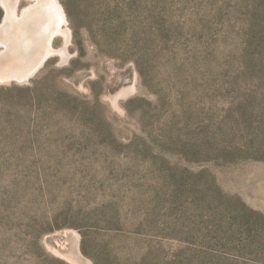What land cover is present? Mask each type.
<instances>
[{"label":"rangeland","instance_id":"obj_1","mask_svg":"<svg viewBox=\"0 0 264 264\" xmlns=\"http://www.w3.org/2000/svg\"><path fill=\"white\" fill-rule=\"evenodd\" d=\"M58 1L67 55L0 80V264H96L74 225L99 264H264V160L225 155L255 138L231 81L264 0Z\"/></svg>","mask_w":264,"mask_h":264},{"label":"trees","instance_id":"obj_2","mask_svg":"<svg viewBox=\"0 0 264 264\" xmlns=\"http://www.w3.org/2000/svg\"><path fill=\"white\" fill-rule=\"evenodd\" d=\"M231 88L233 96H235L233 113H235L236 121L240 124L246 118L252 119L255 138L249 143L250 147L248 148H226L225 155L226 157L244 156L242 158L251 157L264 160V36L255 35L248 38L247 34L246 46L236 62ZM242 205L244 210H249L245 204ZM252 212L264 220L263 215L253 210ZM74 227H77L82 233L81 249L83 253L93 257L95 263L99 264L96 254L90 250L94 243L93 240H90V228L78 225H74ZM248 231H251V228H248ZM113 237L114 235L109 234L111 240ZM253 238L254 241L248 244L245 252L264 255V234L257 230L253 234Z\"/></svg>","mask_w":264,"mask_h":264},{"label":"bare ground","instance_id":"obj_3","mask_svg":"<svg viewBox=\"0 0 264 264\" xmlns=\"http://www.w3.org/2000/svg\"><path fill=\"white\" fill-rule=\"evenodd\" d=\"M1 2L4 4L6 10L13 12L11 8L15 7L18 0H1ZM35 5L36 3L31 5L20 18H17L16 14H14L9 26L10 13H7V23L0 24V45L4 48L0 53V80L11 79L10 74L18 78L19 81L27 80L24 76L22 77V75L18 74L17 60L19 53L25 50L23 48L24 43L29 39L37 38V34H39V42L42 39L40 37L41 34H49L51 40L54 36L62 34L65 38V45L60 50H55L51 44L49 48H45V51L50 54L57 51L63 56L67 55L69 34L67 30L62 28L63 22H66V17L61 4L58 0H38L36 9ZM31 21H34L32 26ZM20 37H24L25 41L21 42Z\"/></svg>","mask_w":264,"mask_h":264},{"label":"water","instance_id":"obj_4","mask_svg":"<svg viewBox=\"0 0 264 264\" xmlns=\"http://www.w3.org/2000/svg\"><path fill=\"white\" fill-rule=\"evenodd\" d=\"M36 1L37 2H35L36 3L35 9H36L37 4H38V0H36ZM49 1H53V0H49ZM24 12H27V11L24 10L22 12V14ZM6 16H7V11H5V16L2 20V24L7 23L6 22L7 21ZM27 16H28V14H27ZM21 17H22V15H21ZM23 19H24V17H23ZM8 22H9V20H8ZM32 24H34V21L33 22L31 21V26H32ZM38 35L39 34L36 35L37 38L29 39L26 43H24L23 48L25 50L24 51L22 50V52L19 53V58L17 60V69L19 70L18 74L22 75V77L24 76V78L27 79L26 81H28L30 78H32L43 67L44 63L46 62V60L51 55L50 53H47L45 51V48L46 47L49 48V45L52 44L51 36L49 34H41L40 37L43 39V42H42V39L39 42ZM20 41L21 42L25 41L24 37H20ZM38 50H40V51H38ZM9 76L12 78L9 80L5 79L6 81H11V80L19 81V79L16 78L15 76H13L12 74H10ZM20 81L25 82V80H20Z\"/></svg>","mask_w":264,"mask_h":264},{"label":"flooded vegetation","instance_id":"obj_5","mask_svg":"<svg viewBox=\"0 0 264 264\" xmlns=\"http://www.w3.org/2000/svg\"><path fill=\"white\" fill-rule=\"evenodd\" d=\"M35 2H37L36 0H31V3L29 4V5H27V7L24 9V10H27L31 5H33V4H35ZM17 4H18V2L16 3V5H15V7L14 8H11L12 10H13V12L11 11V10H6L7 11V13H10V19H9V22H8V26L11 24V19L14 17V14H16L15 16L17 17V18H20L21 17V15H23V14H19L18 15V12H17ZM23 10V11H24ZM22 11V12H23ZM7 26V27H8Z\"/></svg>","mask_w":264,"mask_h":264}]
</instances>
